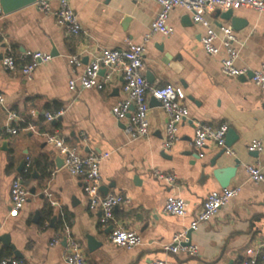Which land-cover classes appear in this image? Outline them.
I'll return each instance as SVG.
<instances>
[{"label":"crops","instance_id":"crops-1","mask_svg":"<svg viewBox=\"0 0 264 264\" xmlns=\"http://www.w3.org/2000/svg\"><path fill=\"white\" fill-rule=\"evenodd\" d=\"M48 1L52 10L59 6V0ZM67 1L86 35H65L54 16L35 5L0 14L4 50L16 56L25 51L51 56L29 80L19 70L8 73L0 69V95L4 99L0 127L8 123V113L13 112L18 119L12 124L19 128L16 135L0 138V236L8 235L20 254L17 259L22 264H67L62 254L65 241L50 245L54 233L63 232L64 225L87 264H152L156 260L166 264H239L248 248L264 252V182L251 181L245 171L246 165H256L264 174V89L250 79L243 81L220 72L222 49L213 56L204 52V28L193 23L183 7L170 12L167 24L172 32L162 35L150 34V25L159 12V6L151 0ZM222 13L213 11L206 17L217 32L223 25L235 33L239 42L235 65L249 71L258 69L264 64V13L244 7L234 10L233 16L245 22L236 29L221 18ZM146 35L142 71L147 82L151 86L179 85L186 96L184 104L189 114L179 123L178 139L169 151L161 146L166 115L159 104H149L151 97L149 133L145 137L131 139L124 131L127 121H118L112 115V107L125 97L119 74H113L102 91L68 89L69 80L77 78L83 68L70 66V56H78L86 65L103 49L123 48L125 38L141 44ZM54 105L61 110L52 125L43 114L48 112L46 106ZM25 118L29 123L20 128ZM196 123L213 127L227 124L236 135L227 145L234 155L223 153L211 168L210 162L222 149L209 143L204 156L198 157L190 145ZM54 131L81 156L108 154L99 165L101 187L108 188L106 194L130 199L127 205L115 209L114 224L136 232L141 245L126 249L109 242V228L100 226L99 211L88 209L80 179L71 176L63 165H55L53 158L62 157L45 140V134ZM252 140L261 141L260 152L247 150ZM27 158L30 168L23 183L29 196L22 209L12 214L10 185L22 170L17 171L19 164ZM215 168H233L227 187H239L238 195L210 220L191 230L190 245L196 247V255L164 253L162 247L174 234L190 230L208 193L222 189L212 177ZM156 170L173 175L174 181L168 184L155 178ZM168 196L185 201L184 216L163 211ZM52 201L57 205L52 206ZM89 237L94 239L93 250L89 249ZM0 252L14 257L1 240Z\"/></svg>","mask_w":264,"mask_h":264},{"label":"built area","instance_id":"built-area-1","mask_svg":"<svg viewBox=\"0 0 264 264\" xmlns=\"http://www.w3.org/2000/svg\"><path fill=\"white\" fill-rule=\"evenodd\" d=\"M159 6V12L150 25V34L159 33L169 35L172 28L168 26L167 20L170 12L175 7H183L190 14L192 22L204 28L201 37V45L208 55H218L222 49L224 56L220 61V72L228 77H240L249 70L245 67L235 65L238 57L239 42L233 30L228 26H218V32L211 26L206 17L207 13L213 11L238 10L242 7L250 8L259 13H264V0H151ZM43 13H51L56 24L67 36L86 35V31L81 27L75 11L67 0H59L57 9L52 10L48 0H37L34 4ZM218 33L220 36H218ZM148 35L144 37V42L135 44L130 39L125 38V46L119 49H103L92 61L83 65L78 56L69 57V65L72 67H83L81 74L77 78L70 79L68 89H95L104 90L106 84L111 80L113 74H119L123 80L122 90L125 97L118 101L111 109L112 115L118 121H127L124 131L131 139H138L148 135L149 123L147 114L149 111V97L159 101L160 107L166 115V126L162 150L169 151L177 141L178 125L188 117V109L184 104L185 92L179 85L166 83L161 86H151L143 75L144 43L148 40ZM219 41V45L216 42ZM3 38L0 33V69L8 73L19 70L26 78L31 79L33 71L40 65L48 63L51 56L39 51H25L18 56L9 50L2 48ZM104 70L103 76L100 71ZM250 81L256 86L264 89V64L256 70L251 71ZM4 106V99L0 95V107ZM60 112L43 114L44 120L49 123L56 121ZM18 116L9 112L8 123L0 127V138L4 135H16L18 125L12 124ZM228 131L227 124L213 127L208 124L196 123L194 127L191 147L198 152V157L204 156L203 151L209 143L224 150L227 155H234V152L226 147L225 138ZM46 143L55 148L64 161L67 172L82 183V191L87 199L90 211H99V224L103 228H109L108 240L117 247L132 249L142 244L141 237L134 231L124 229L114 224V211L121 205H127L130 199L121 194H105L100 191L101 179L99 172L100 162L108 154L90 153L81 156L76 147L69 146L57 131L45 134ZM249 152H260L262 143L260 140H252L247 145ZM30 160L27 158L23 168L10 185L9 196L11 213L15 214L22 209L29 196V191L23 183V176L28 174ZM245 171L251 181L255 183L264 182V174L258 166L246 165ZM154 177L163 180L168 184L174 181V176L154 171ZM240 191L239 187H226L217 191H211L202 202L201 209L189 225L190 230H195L198 224L210 220L220 208L226 205L232 198L236 197ZM49 196V195H48ZM52 206L57 203L52 201ZM163 211L167 214L182 217L186 214V203L183 199L168 196ZM45 223L44 226H47ZM186 232L174 234L171 242L162 247L164 253H187L194 256L197 253L196 247L186 245L188 240ZM65 241L63 249V259L67 264H87V260L78 243L69 235V229L64 225L63 232H56L52 236L50 245H56L60 241ZM264 263V252L248 248L239 264ZM0 264H22L14 257L0 259ZM152 264H166L164 261L156 260Z\"/></svg>","mask_w":264,"mask_h":264},{"label":"water","instance_id":"water-1","mask_svg":"<svg viewBox=\"0 0 264 264\" xmlns=\"http://www.w3.org/2000/svg\"><path fill=\"white\" fill-rule=\"evenodd\" d=\"M36 2L37 0H0V14L8 15L24 7L34 5ZM221 18L224 20L230 21L234 29H236V26L245 24L244 21H241L240 19L233 16L232 10L224 11L221 14ZM251 77H252V72L248 71L245 75L240 76L239 79L245 81V80L250 79ZM153 102L160 105L159 101L155 100L154 98H151L149 104ZM55 123L56 121L51 122L52 125H55ZM235 138H236V135L234 131L232 129H228L226 133V138H225L226 147L228 144L233 142ZM223 153H224V150H221V152L216 156V158L210 162L209 165L211 168L215 166V162L217 161V159H219L222 156ZM53 159H54V162L57 168H61V166L64 165V161L62 158L54 157ZM23 165H24L23 162L19 164V167L17 168L18 172H20V170L23 168ZM233 172H234L233 168H215L212 171V177L216 179V181L219 183V186L221 188H226L227 186H229L230 177H232ZM107 190H108L107 187H100V191L104 195L107 193ZM190 235H191V230H188L186 232V237L188 240L186 245H190ZM0 240L4 243L5 246H7L13 251L14 257L16 258L20 257V254L18 253V251L10 243L8 239V235L0 236ZM94 247H95L94 239L92 237H89V249L93 250Z\"/></svg>","mask_w":264,"mask_h":264},{"label":"trees","instance_id":"trees-1","mask_svg":"<svg viewBox=\"0 0 264 264\" xmlns=\"http://www.w3.org/2000/svg\"><path fill=\"white\" fill-rule=\"evenodd\" d=\"M45 109H46V111H48V112H50V113H57V112H60V110H61V108H60L59 106H56V105H54L52 108H51L50 106H46ZM39 121L42 122V121H44V120H43V119H40ZM28 123H29L28 118H25V119H24V122L20 123L19 127H20V128H25V127L27 126ZM47 216H49V215L47 214ZM66 220H67V219H66ZM58 226H59V224H58ZM10 255H11V254H7V255H5V254H2V253L0 252V259H1L2 257H7V256H10Z\"/></svg>","mask_w":264,"mask_h":264}]
</instances>
